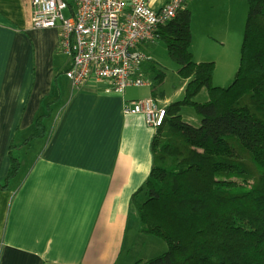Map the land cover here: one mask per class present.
<instances>
[{"label":"crops","instance_id":"0c3cea01","mask_svg":"<svg viewBox=\"0 0 264 264\" xmlns=\"http://www.w3.org/2000/svg\"><path fill=\"white\" fill-rule=\"evenodd\" d=\"M170 1L149 4L158 11ZM244 1L191 0L184 7L192 16L213 11L206 17L212 38L197 44L201 25L192 28L194 59L215 63L213 80H235L234 72H220L216 49H224L219 37L228 28L220 20L231 21ZM32 18L31 0H0V184L11 156L21 163L18 176L0 187V264H130L133 254L123 252L131 206L151 174L163 129L126 110L153 92L132 87L107 94V84L95 79L75 88L66 75L72 60L58 51V31L35 28ZM150 46L143 47L151 60L145 75L150 63L159 67ZM164 98L154 99L172 103ZM204 98L209 101L208 92ZM41 117L45 133L29 141Z\"/></svg>","mask_w":264,"mask_h":264},{"label":"trees","instance_id":"16d2710c","mask_svg":"<svg viewBox=\"0 0 264 264\" xmlns=\"http://www.w3.org/2000/svg\"><path fill=\"white\" fill-rule=\"evenodd\" d=\"M247 2L240 66L229 87L214 85V62L195 61L190 10L182 9L158 32L187 83L184 99L165 106L167 122L154 146L152 171L138 192L146 196L136 209L143 233L168 245L146 264H264V0ZM149 67L158 72L157 86L163 85L165 74ZM203 89L209 101L200 103ZM186 106L202 118L201 126L183 119ZM44 133L41 117L29 141ZM220 166L228 171H218ZM20 167L12 155L0 187Z\"/></svg>","mask_w":264,"mask_h":264},{"label":"built area","instance_id":"2783aa9c","mask_svg":"<svg viewBox=\"0 0 264 264\" xmlns=\"http://www.w3.org/2000/svg\"><path fill=\"white\" fill-rule=\"evenodd\" d=\"M190 1L171 0L156 11L149 0H31L32 22L35 28L58 31V51L72 60L66 75L75 88L95 79L107 84V94L122 95L128 88L153 85L145 75L151 60L143 47L155 44L161 26ZM126 112L144 115L156 131L167 122L166 107L154 98L137 100Z\"/></svg>","mask_w":264,"mask_h":264},{"label":"rangeland","instance_id":"374dc122","mask_svg":"<svg viewBox=\"0 0 264 264\" xmlns=\"http://www.w3.org/2000/svg\"><path fill=\"white\" fill-rule=\"evenodd\" d=\"M70 4L74 3V0H67ZM242 7L238 10L237 15L232 18L231 21H227L221 19L220 21L225 22L228 25V28L221 27L225 36L219 37V39L224 41L225 47L221 51H217L216 53L219 57V70L222 73H230L234 72L236 77L238 66H240L241 61V48L242 42L246 27V21L249 13V6L247 0L244 1V4H241ZM201 10V9H200ZM213 12L209 8L204 11L201 10L198 13H194L192 16V22H195L200 26L198 28V32L196 35L197 44L200 42V39L203 37L212 38L213 37V29L209 31L207 29L206 23L208 18L210 17V13ZM223 16V13L220 14ZM64 16L69 18L70 10L67 9L64 11ZM208 17V18H206ZM205 20V23H204ZM218 21V20H217ZM192 23V28H193ZM216 24V23H215ZM196 30V28H195ZM218 35V34H217ZM149 55L156 62L159 63L160 69H162L165 73L166 79L164 84L161 86H156L157 96L155 98H160L164 95V99H169L171 102L181 101L185 97L184 90V80L181 79L177 74V65L171 59L167 45L164 41L158 40L155 44L151 45L150 48H147ZM230 57V58H228ZM216 69V65H215ZM158 73V72H157ZM153 73L150 70L148 71L149 79L154 78V82L151 80L152 84L158 85V74ZM159 73H161L159 71ZM214 85L219 84L222 87H229L233 82H225V78H215L213 80ZM216 83V84H215ZM231 83V84H230ZM152 85V86H153ZM147 92H153L151 87H146L144 89ZM207 90L204 89L197 97L200 103L205 101L204 95H207ZM205 103V102H204ZM166 106V105H165ZM183 119L192 124L193 126L199 127L201 126L202 118L195 112V110L189 106H186L182 110ZM164 129L162 130L163 133ZM161 133V134H162ZM230 154L232 156L235 153L231 150ZM218 171H228L227 167L220 166L217 168ZM136 201L131 206V211L129 215V226H128V235H127V243L125 245V250L123 254H133L134 259L130 264H146V260H150L156 258L158 256L163 255L168 251V245L165 240L158 238L156 236L148 235L143 233V222L141 221L139 214L137 212V205L141 202H144V198L146 200V196L142 193L136 195ZM132 236V237H131ZM131 239V240H130ZM135 244L134 249L129 247L128 245ZM132 256V255H131ZM139 261V262H138ZM122 262V261H121ZM123 263V262H122Z\"/></svg>","mask_w":264,"mask_h":264}]
</instances>
